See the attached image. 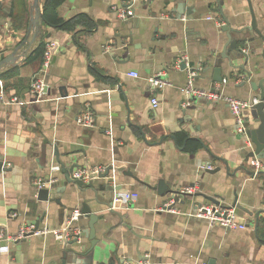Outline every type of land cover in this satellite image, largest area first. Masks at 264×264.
Returning a JSON list of instances; mask_svg holds the SVG:
<instances>
[{"label":"crops","instance_id":"1","mask_svg":"<svg viewBox=\"0 0 264 264\" xmlns=\"http://www.w3.org/2000/svg\"><path fill=\"white\" fill-rule=\"evenodd\" d=\"M250 2L264 37V0ZM118 8H129L132 15L120 19ZM56 14L62 20L85 14L96 27L67 32L40 20V32L33 37L32 0H0V61L20 46L15 64L0 66V228L8 236L28 223L55 230L66 214L86 206L98 216L96 244L92 248L82 234L66 247L80 246L78 251L85 253L78 257L80 264H122L124 258L153 264H264V157L245 159L253 146L238 132L224 102L192 99L184 105L185 72L172 67L176 57L186 54L192 67H200L197 89H212L218 66L227 81L224 95L258 98L259 90L249 84L264 76L261 50L253 49L260 45L258 36L250 34L246 63L242 58L232 62L245 65L249 79L220 60L226 41L222 26H250L247 1L64 0ZM48 41L56 50L42 75L43 96L31 102L28 88L42 53L26 58ZM161 69L168 70L169 85L153 92L146 79ZM237 75L245 79L235 82ZM153 96L156 108L150 104ZM85 110L95 116L93 127L76 123ZM245 121L249 128L257 126ZM191 141L200 147L191 151ZM54 149L69 174L81 166L104 165L111 168L109 175L94 179L92 188L68 182ZM255 159L262 166L257 174L250 163ZM113 167L123 168L122 173ZM37 178L54 183L47 201L36 198ZM160 181L166 189L161 195ZM185 186H194L195 192L178 194ZM117 190L135 193L136 201L111 209ZM175 192L176 211L158 210ZM234 195L252 212L236 209L243 228L210 226L194 216L199 206L211 203L208 198L230 207ZM87 221L83 217L76 225L82 231ZM61 250L62 243L50 234L2 239L0 264H60Z\"/></svg>","mask_w":264,"mask_h":264},{"label":"built area","instance_id":"2","mask_svg":"<svg viewBox=\"0 0 264 264\" xmlns=\"http://www.w3.org/2000/svg\"><path fill=\"white\" fill-rule=\"evenodd\" d=\"M132 15V10L129 8H118L116 10V16L120 19H125L128 16ZM207 19H213V17H208ZM217 20V19H215ZM216 24L221 25L222 22L220 20L216 21ZM55 43L52 41H48L44 45L43 53H42V65L38 74L34 75L29 84L28 92L32 97L31 102H37L41 99L45 89L44 79L42 77L43 74L46 73L51 57L53 54V49L55 48ZM172 67L176 70H182L185 72L186 84L183 88V94L187 97V101L184 105H190V100H204L206 102L214 103V102H224L230 112L235 116V121L237 125V130L239 133L244 134V126H243V118L241 117V112L243 110L249 109L252 105L256 104L259 101V98H254L250 101H242L236 98H232L226 96L222 93L223 85L226 84V79H222L220 82H216L212 89L202 90L197 89L195 87V80L200 71V67H192L189 64V58L186 54L180 55L176 57L173 62ZM183 67V68H182ZM168 70L161 69L155 74L149 76L146 81L147 85L151 91L159 90L164 86L169 85L168 79L165 77ZM129 76L137 77L136 72H129ZM245 79L244 75H237L235 77V82ZM0 96H3L0 91ZM30 102V103H31ZM263 102H264V94H263ZM150 104L153 108L158 106L157 99L155 96L150 98ZM76 123L81 127H93L95 123V116L90 110H85L76 118ZM253 166L254 174H257L260 170L261 162L257 159L250 161ZM107 166L104 165H86L75 168L71 171L70 178L73 180H80L83 183H88L92 179L99 178L101 174H103L107 170ZM209 169L210 167H206ZM33 184L37 189L42 188L44 185L41 184L40 179H35ZM195 192L194 186H185L183 188H179L178 194H193ZM170 195V198L162 204L158 208V210L166 211L173 213L175 212L174 205L177 202L178 197L175 194ZM137 199V195L133 192L128 191H116L113 196V203L111 209L114 208H123L128 207L132 203H134ZM14 216V215H10ZM80 216V211L78 209L73 210L70 214H67L65 218L64 227H60L58 229L52 230L46 226H38L36 227L35 223L23 224L20 226L17 234L15 236H8L4 232L2 228H0V240L7 239L10 241L20 240L33 235H52L54 239L57 241H62L65 239L66 241L77 239L78 242L82 236V232L80 228L76 225L78 218ZM194 216L205 219L208 224L211 225H220L224 228H243L244 224L238 223V216L236 213V208L234 207H223L220 204L209 203L206 205L199 206ZM122 264H153L148 260H135L130 261L127 259H122ZM196 264H207L206 262H199Z\"/></svg>","mask_w":264,"mask_h":264},{"label":"water","instance_id":"3","mask_svg":"<svg viewBox=\"0 0 264 264\" xmlns=\"http://www.w3.org/2000/svg\"><path fill=\"white\" fill-rule=\"evenodd\" d=\"M246 1L248 4V7H249L250 15H251L250 26H249V28H246V29H230L225 24L222 26V28L220 30L225 33L226 41H225V44L222 48L220 60H226L229 67L243 71L245 73L246 77H248V79H249L250 73H249V71H247L245 69V65H243V64L233 65L232 62L242 58L244 60L243 62L246 63V61L249 58L248 53L252 50V49H247L246 47L249 46L248 45L249 41L254 38V36L250 35L253 33L255 35H257L259 40H260V45L253 47V49L255 48L254 50H256V49L260 48V50H261L260 55H261L262 59L264 60V37L256 29L255 17H254V13L252 11V6H251L250 0H246ZM40 20L44 21V18L42 16L41 7H40V0H32V15H31V19H30L29 30L33 34V37H35L40 32V27H39ZM19 48H20V46H17L15 51H13L11 54H9L5 58H3L0 61V66L14 65L15 61L18 59V55L16 53H17V50ZM55 50H56V47L53 49V52ZM262 70H264V67L262 68ZM221 80L222 79H221V75H220V69L217 66L214 68L213 81L214 82H220ZM243 83H245V82H243ZM249 84L251 85V88L253 90H256V89L259 90L258 96H257L259 98V101L256 104L252 105L249 109L243 110L241 112V117L243 118V120L250 119L253 122L257 123V126L255 128H249V126H250L249 121H245L243 123L244 134H245L247 140L253 146V150L247 154V156L245 158L246 160L250 157L251 158L252 157H256V158L264 157V102H263L264 76H262L259 80H257L256 83L255 82H251V83L249 82ZM53 156L55 157L56 162L60 165L61 172L64 175L65 180H67L68 182H73L77 186H82V187H86V188H92L93 187V180L94 179H92L91 181H89L86 184H84L80 180L71 179L70 174H69L70 170H66L64 164H62L59 161L58 154H57L55 149L53 150ZM208 166L209 165H207V167ZM3 167L4 166H3L2 160L0 158V170L3 169ZM110 169L111 168H107V170L103 174H101L99 176V178L107 177L109 175ZM112 169L114 171H116L118 174H121L123 171V168L113 167ZM41 184H43V185L48 184V187L43 186L42 188L37 189L36 190V198L39 201H47L51 197L50 191L53 190L54 183L49 181V180H41ZM157 187H158V193L160 195L164 194V192L166 190L164 182L160 181L158 183ZM208 199L211 201V203H214V204L219 203L216 200H214L213 198H208ZM230 207H234L236 209L242 210L243 212L247 213L249 216H252V212H249L248 210H246L245 208L240 206V204L237 203L236 195H234V199H233V202H232ZM257 215L258 214H256V216ZM66 216H67V214L65 215V218H66ZM83 217L87 218L88 221H87V227L84 228L81 232L84 235V237L88 238V240H91L90 244H91V247L93 248L94 244H96L94 224L98 220V216L96 214H94L93 212H91L86 206H82L78 220L83 218ZM35 225H36V227H38L39 226L38 222H36ZM64 225H65V220L62 224V227H64ZM61 243H62V250L60 251V257H59L60 262H61L60 264H80V263H82V262L79 263L78 257L81 255H85V253L81 254L78 251L80 246H78L77 249L74 247L69 248V249L66 248L67 246H73L76 243H78L77 239H73V240H69V241H66L65 239H63L61 241ZM86 254H88V253H86ZM83 264H88V263L84 262Z\"/></svg>","mask_w":264,"mask_h":264},{"label":"trees","instance_id":"4","mask_svg":"<svg viewBox=\"0 0 264 264\" xmlns=\"http://www.w3.org/2000/svg\"><path fill=\"white\" fill-rule=\"evenodd\" d=\"M63 1L64 0H43L42 16L44 18V22L67 32H73L80 28L86 31H91L96 27V23L85 14H77L67 20L59 19L56 14V8ZM44 45V42H40L36 49L32 52V55L28 56L26 60H31V58H34L36 55L43 53ZM191 143H193L191 151L200 147V143L198 141H191Z\"/></svg>","mask_w":264,"mask_h":264},{"label":"rangeland","instance_id":"5","mask_svg":"<svg viewBox=\"0 0 264 264\" xmlns=\"http://www.w3.org/2000/svg\"><path fill=\"white\" fill-rule=\"evenodd\" d=\"M40 2H41V0H40Z\"/></svg>","mask_w":264,"mask_h":264}]
</instances>
